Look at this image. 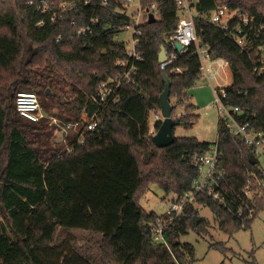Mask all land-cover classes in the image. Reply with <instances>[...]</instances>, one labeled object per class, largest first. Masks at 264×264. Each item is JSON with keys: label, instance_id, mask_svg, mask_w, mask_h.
Returning <instances> with one entry per match:
<instances>
[{"label": "trees", "instance_id": "1", "mask_svg": "<svg viewBox=\"0 0 264 264\" xmlns=\"http://www.w3.org/2000/svg\"><path fill=\"white\" fill-rule=\"evenodd\" d=\"M36 1L0 0V264H53L50 256L59 229L99 235V255L107 264H193V246L181 243L179 237L190 230L208 233L202 219L195 223V203L206 204L225 233L250 228L264 197L256 203L254 216L242 220L236 215L238 201L230 212L210 196L198 195L167 228L169 249L150 239L148 226L158 214L146 212L138 198L151 184L174 195L189 190L196 175L190 156L210 147L208 142L184 136L157 147L150 133L149 112L160 110L163 75L171 83L169 101L175 98V106L201 78L200 61L192 47L165 68L158 63L160 44L170 48L164 38L177 23L175 4L141 0L143 6L155 2L159 17L141 26L136 49L142 59L136 63V73L122 86L118 100L103 109L97 128L65 153L63 145L53 141L57 139L54 127L18 114L15 94L34 92L45 112L55 108L65 121L79 118L84 107L91 114L98 83L121 70L116 62L125 56V48L118 36L126 19L112 11L121 6L119 0H109L110 8H104L102 0L87 4L75 0L77 6L54 21L36 11ZM226 3L264 24V0ZM211 6L212 0H206L200 10ZM91 18H97L98 24H91ZM41 19L43 24L37 25ZM87 25L92 27L91 34L78 33ZM195 25L197 34L210 43L212 57L230 65L225 102L238 106L240 120L264 133V74L252 72L254 49L264 33L257 37L244 27L247 45L241 50L202 18H196ZM48 89L51 94H46ZM196 118L191 112L174 116L177 125L184 126ZM160 123L156 119L154 132ZM216 144L227 196L235 199L245 186L256 190L258 182L264 183L258 160H250L252 149L230 136L219 120ZM210 247L228 251L223 243Z\"/></svg>", "mask_w": 264, "mask_h": 264}, {"label": "built area", "instance_id": "2", "mask_svg": "<svg viewBox=\"0 0 264 264\" xmlns=\"http://www.w3.org/2000/svg\"><path fill=\"white\" fill-rule=\"evenodd\" d=\"M172 1L176 6L177 23L170 34L164 38V42L170 45L166 49V60L160 64L162 68L172 63L177 54L186 52L190 47L200 61L201 78H203L212 89L214 94L213 103L216 105L219 122L222 123L228 134L237 137L252 149L254 158L258 155L264 157V133L255 130L248 122L240 120L241 110L238 106H232L225 102L228 98L226 88L217 82V78L222 73L228 76L231 73L229 63L221 58H213L210 51V43L197 34L195 19L202 18L207 23L219 28L225 36L232 38L236 44L245 50L247 45V34L244 27L249 31L253 30L255 36L259 37L264 33V24H257L254 16L242 12L240 8H230L228 0H212L210 10H200L201 2L206 0H164ZM88 0L84 1L87 4ZM120 7L112 9L113 13L122 15L126 23L121 27L120 33L126 30L131 31V48H127L125 42L119 40L125 48V56L116 62L121 70L113 76L102 79L97 86L95 94L92 96L94 110L89 114L84 107L79 118L65 121L56 115L45 112L38 96L34 92L18 91L15 94V107L20 116L32 122L44 120L48 126L55 127L58 134V141L64 147L65 153L73 151L76 145L84 142L85 135L94 131L100 123V115L103 109L119 98L122 86L132 81L136 73V63L142 59V53L137 51L136 46L142 35L141 26L148 23L149 15L153 14L157 20L159 13L156 3L152 2L148 6H143L141 0H119ZM32 4V2H28ZM104 8H110L109 0H102ZM77 6L75 0H37L36 11L46 13L50 21L61 18L63 13ZM99 20L91 18L90 23L97 25ZM43 24V19L37 25ZM78 33L91 34L92 27L87 25L81 28ZM182 45V49L177 51L174 43ZM174 71H180L176 68ZM252 72L256 75L264 74V40L254 49V62ZM215 80L217 86L213 87L211 81ZM155 118L161 120L160 110L154 112ZM152 135L154 129L150 130ZM190 163L196 168V175L191 182L189 190L181 195H174L169 201L166 211L149 223L150 239L154 244L164 245L169 249L166 238V230L176 219L184 215L185 208L194 203L198 195L210 196L212 200L221 204L228 211L232 212V205L238 201L236 215L242 220L250 219L255 214L256 198L264 197V183L258 182L257 189L252 190L249 185L242 189V196H227L225 173L218 165L217 144L210 147L203 153H193L190 156Z\"/></svg>", "mask_w": 264, "mask_h": 264}, {"label": "rangeland", "instance_id": "3", "mask_svg": "<svg viewBox=\"0 0 264 264\" xmlns=\"http://www.w3.org/2000/svg\"><path fill=\"white\" fill-rule=\"evenodd\" d=\"M130 38L131 31L129 30L118 36L119 40L125 42L127 48L132 46ZM217 82L224 86L229 85L231 73L228 76L221 73ZM217 82L213 79L211 85L215 87ZM213 101L214 94L211 86L203 78H200L187 91L184 101L176 104L173 110V116H182L191 112L197 115L196 121L187 126L176 125L173 129L174 136L195 137L199 141L210 143V145L215 144L219 114ZM170 103L175 104V98H171ZM49 114L56 115L57 109H52ZM155 121L154 112L150 111L149 126L154 128ZM56 129L54 127L55 132ZM56 138L53 140L55 144L59 143L58 134ZM257 160L264 171V157L258 155ZM173 196L174 194L166 193L158 185L151 184L146 192L138 198V203L146 212H155L159 215L166 211ZM260 199L256 198V203ZM194 207L198 217L203 220V225L208 233L190 230L187 234L179 237L181 243L188 242L193 246V264H219L222 261L226 264H264V204L257 210L250 228H241L232 234L225 233L219 228L218 220L206 204L195 203ZM99 240V235L88 231L59 229L57 246L55 252L50 256L54 260L53 264H107L102 261L99 255ZM214 243H223L229 252H225V254L220 249L210 247ZM58 253H62V255L56 257Z\"/></svg>", "mask_w": 264, "mask_h": 264}, {"label": "water", "instance_id": "4", "mask_svg": "<svg viewBox=\"0 0 264 264\" xmlns=\"http://www.w3.org/2000/svg\"><path fill=\"white\" fill-rule=\"evenodd\" d=\"M156 19L153 14L149 15L148 23L154 22ZM174 47L177 51L182 49V45L178 42L174 43ZM166 60V49L164 43L160 44V51L158 53V63L161 64ZM165 81V87L162 93L159 96L160 101V114L162 116L161 123L153 135V140L157 147H166L171 145L175 136L173 134V129L177 125V121L174 119L173 110L175 108L174 104H171L169 101L170 86L171 83L169 79L163 75ZM46 94H51L50 90L46 91ZM250 160L252 163H255L254 155L250 154ZM200 222V217L195 216V223Z\"/></svg>", "mask_w": 264, "mask_h": 264}, {"label": "crops", "instance_id": "5", "mask_svg": "<svg viewBox=\"0 0 264 264\" xmlns=\"http://www.w3.org/2000/svg\"><path fill=\"white\" fill-rule=\"evenodd\" d=\"M152 129H154V128L150 127V130H152ZM227 252H229V250H228ZM227 252H226V253H227ZM226 253H225V254H226ZM222 262H223V261H222ZM223 263L226 264L225 262H223ZM219 264H220V263H219Z\"/></svg>", "mask_w": 264, "mask_h": 264}]
</instances>
